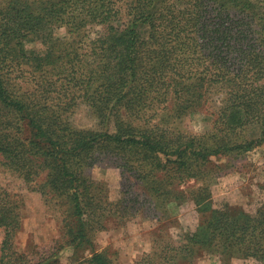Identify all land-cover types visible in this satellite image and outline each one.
<instances>
[{"label":"trees","instance_id":"16d2710c","mask_svg":"<svg viewBox=\"0 0 264 264\" xmlns=\"http://www.w3.org/2000/svg\"><path fill=\"white\" fill-rule=\"evenodd\" d=\"M124 14L128 19L122 21ZM65 21L74 29L81 22L100 26L94 40L99 42L97 56L102 75L111 77L102 83L99 103L92 107L100 120L107 123L120 107L133 104L142 83H155L154 87L159 83L173 85L178 107L201 101L210 92L213 105L219 104L215 121L230 128L248 122L260 127L257 139L211 148L195 147L191 139L181 141L156 129L119 125L111 132L70 128L62 134L39 109L11 94L0 69V166L25 182L49 169L47 182L66 190L73 202V220L65 225L72 246L89 243L84 201L89 185L74 160L85 157L86 162L95 148L136 147L142 159L153 158L159 166L160 156L173 154L179 168L187 157L205 160L264 142V0H9L1 9L0 44L13 50L23 37L50 36L52 26ZM200 57L207 60L201 63L204 72L198 71ZM188 87H192L190 95L183 93ZM13 196L0 185V264H27L25 254L13 246L20 219ZM197 212L200 222L184 238L187 250L202 246L224 257L236 254L264 264V207L248 214L228 205L214 209L206 201L197 203ZM52 255L33 264H54L57 259ZM89 262L111 264L100 252H92Z\"/></svg>","mask_w":264,"mask_h":264},{"label":"rangeland","instance_id":"374dc122","mask_svg":"<svg viewBox=\"0 0 264 264\" xmlns=\"http://www.w3.org/2000/svg\"><path fill=\"white\" fill-rule=\"evenodd\" d=\"M8 1L0 0V14ZM127 19L124 14L122 21ZM81 24L79 29L66 21L53 25L50 36H25L13 50L0 44V58L5 61L0 69L11 94L39 109L62 134L70 128L111 132L119 125L156 129L207 148L259 136L255 122L230 128L215 121L219 104L213 105L210 92L201 101L178 107L172 84L142 83L133 104L120 107L107 123L100 120L92 107L99 103L102 83L111 77L102 75L97 56L99 42L94 40L99 24ZM141 31L145 37L147 28ZM200 60L198 71L204 72L201 63L207 60ZM191 89L183 93L190 95ZM87 155L86 162L85 157L74 160L89 185L84 200L89 243L84 246L68 243L65 225L73 220V202L66 190L47 182V167L25 182L0 166V185L14 195L20 215L13 246L25 254L27 264L50 253L57 259L54 264H90L92 252L103 253L111 264H259L236 254L224 257L202 246L187 250L184 238L200 222L197 203L209 201L214 209L228 205L248 214L264 207V142L205 160L187 157L179 168L173 154L160 156L159 166L153 158L142 159L136 147L102 146ZM2 236L0 229V241Z\"/></svg>","mask_w":264,"mask_h":264}]
</instances>
